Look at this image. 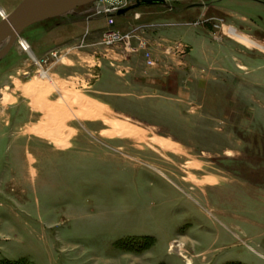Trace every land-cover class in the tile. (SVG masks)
<instances>
[{"label": "rangeland", "instance_id": "1", "mask_svg": "<svg viewBox=\"0 0 264 264\" xmlns=\"http://www.w3.org/2000/svg\"><path fill=\"white\" fill-rule=\"evenodd\" d=\"M23 1L0 0V21ZM136 2L95 0L29 26L8 51L10 37L0 43V264H48L52 251L70 264L157 238L169 263L174 237L172 249L183 240L186 257L202 252L207 264H264V0L119 14ZM148 23L158 26L134 31ZM116 33L131 35L109 44ZM96 79L119 95L95 92ZM96 95L113 109L84 102ZM121 125L138 133L113 134ZM76 212L103 215L104 230L60 250Z\"/></svg>", "mask_w": 264, "mask_h": 264}, {"label": "crops", "instance_id": "2", "mask_svg": "<svg viewBox=\"0 0 264 264\" xmlns=\"http://www.w3.org/2000/svg\"><path fill=\"white\" fill-rule=\"evenodd\" d=\"M43 47H40L39 44H37V49L40 51L42 50ZM81 57V55L79 56ZM94 58L95 56L93 54H90V58ZM96 59V57H95ZM96 63V62H95ZM54 67V66H53ZM51 68V70L54 68ZM98 79L94 81V83L90 86L91 88H94L95 92L100 93V94H105V95H110V94H117L118 93H113L112 91L108 89H103L99 88L97 85ZM29 83H27L28 85ZM96 86V87H95ZM28 89V88H27ZM28 95V92H27ZM121 95V94H120ZM86 99H89V104L93 103H98L101 106H107L109 108L113 109V102L112 101H107V100H102L99 98L97 95L94 97L92 96H85ZM101 100V101H100ZM35 110V109H34ZM34 123H32V127L28 126L27 130H32V133H35L38 131L34 126ZM36 135V134H34ZM28 162V167L31 169L33 168L32 162ZM126 213V212H125ZM69 219L65 221L64 226H60L59 230V238H58V243H59V249H64V250H76L78 248V243L77 238H80L81 236H88L89 232L92 231H97V230H104V226H98V223H102L101 217L103 215L101 214H94V213H88V212H82V213H75V214H70L68 215ZM105 219L106 222L109 223V226H105L106 228H109L112 232L118 231L120 228L119 226L115 227L113 226V223L115 220H113V214H105ZM131 219L130 213L127 211L126 216L123 217L124 223L127 224V222ZM76 223V224H74ZM80 223V224H78ZM60 223H58L59 225ZM74 224V226H72ZM48 225V224H47ZM46 223H44V226H47ZM70 225L69 227H67ZM48 229H50V225H48ZM67 227V228H66ZM126 227V225L124 226ZM146 233V232H143ZM142 233V234H143ZM140 234V233H139ZM176 237L174 238H169L166 243H165V249H166V256L173 257L175 254L177 255L175 261H168L161 263L162 255L159 253L156 249V246L158 245V238L156 239V242L148 249H144L143 251H125V252H114L113 254L110 255H104V258H101L98 256L95 252L92 251H85L83 253H78L75 255V257L70 258V264H188V260L191 261V264H202L204 260H202L201 255L202 252H195L192 257H186V254L184 252L185 247H184V241L180 240V246L179 248H176L175 250L172 249L175 245ZM50 245V244H49ZM48 245V248L50 246ZM57 244H54L51 246V248L56 249ZM51 254V253H50ZM61 251L58 255L61 256ZM56 255V254H55ZM54 255V252L52 251V254L50 255V261L48 264H60L61 257H56ZM175 257V256H174ZM186 257V261L184 258ZM188 259V260H187Z\"/></svg>", "mask_w": 264, "mask_h": 264}, {"label": "water", "instance_id": "3", "mask_svg": "<svg viewBox=\"0 0 264 264\" xmlns=\"http://www.w3.org/2000/svg\"><path fill=\"white\" fill-rule=\"evenodd\" d=\"M93 1L95 0H24L0 21V43L10 37L8 51L13 46L17 36L29 26ZM159 3H163V0H137L134 5L119 10V14H125L129 10L141 6Z\"/></svg>", "mask_w": 264, "mask_h": 264}, {"label": "bare ground", "instance_id": "4", "mask_svg": "<svg viewBox=\"0 0 264 264\" xmlns=\"http://www.w3.org/2000/svg\"><path fill=\"white\" fill-rule=\"evenodd\" d=\"M3 15V14H2ZM5 17H7V16H4V18ZM31 52V51H30ZM32 57L34 58V55H32ZM36 61H37V59H35ZM42 76L43 77H45V76H47V73L46 72H43L42 73ZM40 83V82H39ZM84 102H86V103H88V106L90 105L91 106V104H89V102H87V101H84ZM81 103V102H80ZM82 104L84 105L85 103H83V101H82ZM96 105V104H95ZM53 106V105H52ZM85 106V105H84ZM79 107V106H78ZM86 107V106H85ZM89 108H91V107H89ZM94 108V107H93ZM97 108H98V106H97ZM101 109V108H100ZM76 111V110H75ZM78 111V110H77ZM92 112V111H91ZM95 112H96V110H95ZM95 112H92V113H90V114H87V115H84V114H82V113H78L77 114V116L79 117V116H81V115H83L84 117H92V118H95V117H97V113H95ZM58 113V112H57ZM54 117H56L55 115H54ZM100 117V116H99ZM108 122V121H107ZM43 125V124H42ZM114 125H115V123H114ZM121 126H123L121 129H118V131L117 130H113V134H128V135H134V134H137L138 133V131H136V129H134V127L132 128V127H130V126H128V125H121ZM57 128V127H56ZM58 130V129H57ZM155 142H158V143H160L163 147H165V148H168V147H170L171 145V143L169 142H165V141H158V140H156L155 139ZM65 145V144H64ZM188 260V259H187ZM188 264H191V261L190 260H188V262H187Z\"/></svg>", "mask_w": 264, "mask_h": 264}, {"label": "built area", "instance_id": "5", "mask_svg": "<svg viewBox=\"0 0 264 264\" xmlns=\"http://www.w3.org/2000/svg\"><path fill=\"white\" fill-rule=\"evenodd\" d=\"M158 26V24H155V23H148V24H142V25H139L137 26L134 31L136 30H140V29H146V28H149V27H156ZM131 35V33L127 34V35H119L118 33L116 34H110V37H112L111 39L107 40V42L109 44L113 43L114 41L116 40H120V39H124V38H127ZM135 36V35H134ZM20 45L21 47L28 51L29 48H30V45L26 42V41H20ZM146 56H147V63L149 65H154L156 63L155 59L152 57L151 53L149 51L146 52Z\"/></svg>", "mask_w": 264, "mask_h": 264}, {"label": "trees", "instance_id": "6", "mask_svg": "<svg viewBox=\"0 0 264 264\" xmlns=\"http://www.w3.org/2000/svg\"><path fill=\"white\" fill-rule=\"evenodd\" d=\"M125 243H126V242H125ZM131 243H132V242H128V243H126L125 245H127V244H128V245L130 244V246H131V245H139V247H141V246L144 244V243H142V242H135V243H132V244H131ZM129 248H130V247H129ZM131 248H132V247H131ZM131 248H130V249H131Z\"/></svg>", "mask_w": 264, "mask_h": 264}]
</instances>
